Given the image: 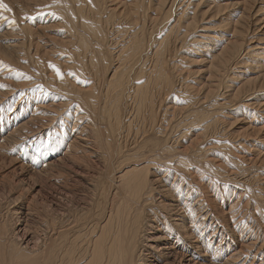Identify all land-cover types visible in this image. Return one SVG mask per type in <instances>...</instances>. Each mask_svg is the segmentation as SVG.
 Here are the masks:
<instances>
[{"label": "bare ground", "instance_id": "obj_1", "mask_svg": "<svg viewBox=\"0 0 264 264\" xmlns=\"http://www.w3.org/2000/svg\"><path fill=\"white\" fill-rule=\"evenodd\" d=\"M0 4V153L104 164L91 208L43 216L40 253L0 216V264H264L263 159L225 132L247 114L264 143V0Z\"/></svg>", "mask_w": 264, "mask_h": 264}, {"label": "rangeland", "instance_id": "obj_2", "mask_svg": "<svg viewBox=\"0 0 264 264\" xmlns=\"http://www.w3.org/2000/svg\"><path fill=\"white\" fill-rule=\"evenodd\" d=\"M66 7L67 6L65 5H60L56 14L61 13V11H63ZM262 8L263 9H261L260 12H262L264 16V5ZM260 18L261 17H256L255 21ZM209 28H212V30L210 31L215 32V33H217L219 29H222L224 31L226 29V27L224 26V23L220 21L210 24ZM260 47H264V45H260ZM244 48L248 49V45L246 42H244ZM249 51L250 50L248 49V52ZM183 60L187 64L192 65L191 69H193L194 72L196 71V69H198L195 64V60H193L190 57L189 52L185 56H183ZM192 80L196 81V80H199V78L192 77ZM254 113H255V116L251 118V121L254 120L253 123L257 124V122H261V120L257 119V117H259L258 111ZM245 116H247V114H245ZM245 116L237 115V117H234V116H228L227 114V117L235 119L234 120L235 124L234 123L233 124L234 126L235 125L236 126L234 127L232 125L233 120H230V118H228V122L231 123L228 125L233 126V128L229 126L225 128V132L228 131L229 133L228 132L227 133L230 135V137H232V141H231L232 143L230 144L232 147L236 146V148L235 147L233 148L235 150L234 152L237 155L239 154L241 156H246V158H250V159L251 158L254 159V157L259 156L260 161L263 159L261 161L262 164L259 167L264 168L263 166L264 156L263 157L261 156V155H264V143L263 141H261L262 136H259V135L256 136L255 134L251 135V133L247 131L248 125H245V123H243L244 122L243 119L246 118ZM241 119L243 122H239L238 124V121H241ZM236 120L238 121L235 122ZM36 127L34 128V131L32 133H29V137L43 135L44 130L41 129L40 127L39 128H36ZM230 128H232L233 130L231 129V131H229ZM194 131L196 130H193L192 133ZM246 132L248 133L244 135V133ZM30 134L32 135L30 136ZM233 138L234 139L236 138V139L234 140ZM238 144L240 145V147H238L239 146ZM246 146L250 149V151L252 150L251 151L252 153H249V149ZM254 151H257V155H256V152L254 153ZM61 153L62 152H60V154L59 152L54 153L53 156L51 157V160H49L50 163L53 161L52 167H49L50 166V163H49L47 164L49 166L46 165L47 168L45 166V168L43 167L40 169L38 167L37 168L36 167L32 168L31 166L28 167L29 160L27 159V157H24L21 155H19L20 156L19 157L17 156L16 153L14 154H11V153L1 154L0 153V214H1L0 216H1V220L7 223L8 229L10 230V232H12L11 237H13L15 244L19 246L20 250L23 248L22 250L26 249L25 250L26 252L28 251L30 253L34 252L33 255L40 253V250L44 246L43 244L45 243V240L48 239V234L42 229H40L42 226L41 224L44 223L45 221V220L43 221V216L46 215L50 218L51 217L59 218L60 216L59 220L67 221V219L73 218L74 215L81 213V211L91 208L92 207L91 202H93L94 196L89 186L90 180H92L93 178H97L99 174L104 173L103 172L104 164L101 160H99L98 157L87 158V157H82L81 155V159H80L81 161L79 162V164H76L74 162H70L71 160H67V158L63 159L62 156H60ZM55 155H57L58 157ZM11 156H15V159H16L12 163L10 159ZM58 158H60V161ZM19 164L23 166L25 165L23 171L19 167ZM255 169L254 170L257 173L261 174L259 178V183L264 185V169L262 170H260V168H255ZM215 183H217V185H220V187L223 186L221 182L220 184L219 182H215ZM225 187L226 189H229V190L231 189L235 190V193L236 192L238 193L239 190L241 189V188H237L236 186L234 187L233 185H230V186L225 185ZM18 194L21 195L20 199L16 198V196L17 197L19 196ZM28 205H30V207H28ZM37 209L39 210L38 211L39 213L37 212Z\"/></svg>", "mask_w": 264, "mask_h": 264}, {"label": "snow or ice", "instance_id": "obj_3", "mask_svg": "<svg viewBox=\"0 0 264 264\" xmlns=\"http://www.w3.org/2000/svg\"><path fill=\"white\" fill-rule=\"evenodd\" d=\"M0 8H5V6L2 5V4H0ZM12 23H14V21H13ZM57 74H58V75L60 74L58 70H57ZM18 75H19V74H18Z\"/></svg>", "mask_w": 264, "mask_h": 264}]
</instances>
